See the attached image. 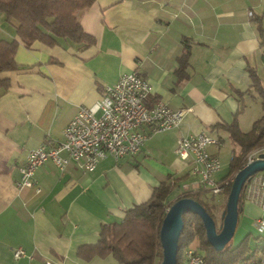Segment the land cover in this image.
<instances>
[{"label":"crops","instance_id":"1","mask_svg":"<svg viewBox=\"0 0 264 264\" xmlns=\"http://www.w3.org/2000/svg\"><path fill=\"white\" fill-rule=\"evenodd\" d=\"M78 19L93 43L27 46L0 14V39L16 41L17 64L0 71V264H119L110 254L84 259L77 250L148 200L165 178L182 177L171 192L182 194L190 162L175 154L177 138L203 128L215 134L220 143L208 151L219 159L214 178L220 180L238 151L224 125L235 120L247 131L262 113L249 70L264 85V0H94ZM130 71L150 82L149 104L162 100L185 110L180 125L155 132L143 127L148 136L138 152L106 154L90 171L46 160L33 175L39 192L19 186L27 151L46 138L62 139L78 108ZM257 217L264 210L242 199L233 233L239 236L229 242L246 237L250 253L235 264L264 255ZM198 244L195 237L188 246L201 253ZM18 246L24 255L16 259Z\"/></svg>","mask_w":264,"mask_h":264},{"label":"trees","instance_id":"2","mask_svg":"<svg viewBox=\"0 0 264 264\" xmlns=\"http://www.w3.org/2000/svg\"><path fill=\"white\" fill-rule=\"evenodd\" d=\"M94 0H0V14L14 26L15 33L27 46L41 42L52 46L60 40L87 46L94 38L86 33L78 19V12L89 7ZM186 41V40H185ZM264 44V41H262ZM15 40L0 39V71L17 67L14 61ZM188 46V44H186ZM183 65V59L181 60ZM253 88L261 100V115L247 131H242L236 121L225 124L224 129L238 146L229 161V170L224 178H230L222 193L227 196L234 173L244 164L245 155L251 149L264 145V85L252 69L249 70ZM181 75V74H180ZM4 83L0 80V84ZM182 177L165 178L156 186L150 198L128 209L120 222L101 227L98 240L78 248V256L89 259L92 256L112 255L119 264H154L157 255L161 257L158 229L169 205L181 196L199 201L213 216L215 204L205 197L208 189H198L172 195ZM210 192V191H209ZM242 194L239 196V203ZM199 241L200 254L205 264H235L246 257L250 248L246 237L235 245L230 242L222 250H215L206 240L205 229L200 217L190 211L183 213V228L178 237L176 264H183V251L193 238Z\"/></svg>","mask_w":264,"mask_h":264},{"label":"built area","instance_id":"3","mask_svg":"<svg viewBox=\"0 0 264 264\" xmlns=\"http://www.w3.org/2000/svg\"><path fill=\"white\" fill-rule=\"evenodd\" d=\"M151 90L150 82L136 71L123 73L116 82L105 85L98 100L89 106H80L70 118L62 139L51 141L46 138L27 151L25 161L19 167L21 178L18 185L31 186L39 192L40 187L33 175L46 160H51L60 169L73 162L90 171L106 154L118 158L138 152L148 136L143 127L147 126L152 132L178 127L185 110L171 108L162 100L149 104ZM219 143V138L208 128L177 138L175 154L190 162L191 179L189 184L182 185V193L206 188L212 194H218L229 183L230 178H214L220 162L208 151V146ZM63 151L65 155L61 154ZM260 152H264V145L248 151L244 164ZM241 194L243 200L254 202L264 210V170L245 181ZM254 225L258 230L264 229V217H257ZM12 255L16 259L23 256V248H13ZM183 256L186 264H205L202 255L192 247H186ZM253 264H264V255Z\"/></svg>","mask_w":264,"mask_h":264},{"label":"water","instance_id":"4","mask_svg":"<svg viewBox=\"0 0 264 264\" xmlns=\"http://www.w3.org/2000/svg\"><path fill=\"white\" fill-rule=\"evenodd\" d=\"M261 170H264V152H260L256 158L243 164L234 173L226 197L225 208L221 213L219 229L216 228L213 217L196 199L181 196L174 200L166 209L158 229L162 254L159 264H176L178 237L183 228V213L187 211L200 217L208 243L215 250H222L235 231L239 212V196L244 183L251 175Z\"/></svg>","mask_w":264,"mask_h":264},{"label":"rangeland","instance_id":"5","mask_svg":"<svg viewBox=\"0 0 264 264\" xmlns=\"http://www.w3.org/2000/svg\"><path fill=\"white\" fill-rule=\"evenodd\" d=\"M220 159H221V157H220ZM202 189H206V188H202ZM204 194H205V197L211 199L213 201V203L215 204L212 217H213V219L215 221L216 228L219 229V225L221 223V213H222V211L225 208V202H226V197L227 196H225L224 193H219V194L213 195L209 191H205ZM238 236H239V234L235 233L233 235V238L234 239H238ZM160 259H161V257L159 255H157L156 258H155L154 264H159Z\"/></svg>","mask_w":264,"mask_h":264}]
</instances>
